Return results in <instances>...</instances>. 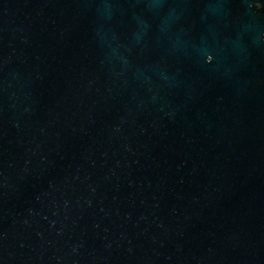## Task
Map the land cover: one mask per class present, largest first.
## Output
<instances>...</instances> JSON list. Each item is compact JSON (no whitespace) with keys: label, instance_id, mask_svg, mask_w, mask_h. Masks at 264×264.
<instances>
[{"label":"water","instance_id":"water-1","mask_svg":"<svg viewBox=\"0 0 264 264\" xmlns=\"http://www.w3.org/2000/svg\"><path fill=\"white\" fill-rule=\"evenodd\" d=\"M0 264H264V0H0Z\"/></svg>","mask_w":264,"mask_h":264}]
</instances>
